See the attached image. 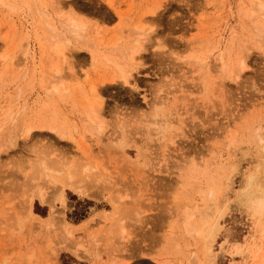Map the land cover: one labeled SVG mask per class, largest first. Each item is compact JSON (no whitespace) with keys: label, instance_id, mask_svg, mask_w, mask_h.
I'll return each instance as SVG.
<instances>
[{"label":"rangeland","instance_id":"1","mask_svg":"<svg viewBox=\"0 0 264 264\" xmlns=\"http://www.w3.org/2000/svg\"><path fill=\"white\" fill-rule=\"evenodd\" d=\"M251 1L0 0V264H259L264 42ZM38 7L57 26L76 20L77 43L89 42L58 30L74 48L65 64L47 56L57 75L40 58L50 32ZM137 40L128 84L111 79L105 60ZM69 177L101 199L60 190ZM36 189L56 210L63 195V221L78 227L51 226L36 198L30 215Z\"/></svg>","mask_w":264,"mask_h":264},{"label":"bare ground","instance_id":"2","mask_svg":"<svg viewBox=\"0 0 264 264\" xmlns=\"http://www.w3.org/2000/svg\"><path fill=\"white\" fill-rule=\"evenodd\" d=\"M23 3H25V2H23ZM2 4V3H1ZM12 8V7H11ZM10 8V9H11ZM37 12V15L40 17L39 19L41 20H39L40 21V23L42 22V24H43V26H44V30H45V32L47 31L49 34H48V36H45L46 38H43L44 40H46L44 43L43 42H41L42 43V53H41V57L40 58H42L41 60H43V62L44 61H46V59H47V61L45 62V63H47L48 65H49V61L51 60L52 61V56H53V58L56 60V59H58L59 60V62H64L63 64H65V61H64V59H67V57L65 58V55L63 54V52H69V50H65V49H68L69 47L68 46H71V43L69 44L68 42L70 41V39L71 38H69L68 36H67V38H65L66 36H63L62 37V35H59L58 33H60V32H58V30L60 29V31H67V33L66 32H64V33H66L67 35L69 34H72V35H70V37L72 36V39H73V42H76V44H78V43H83V45H84V43H85V46H86V42L87 41H85V40H83L84 38H81V40L77 43V41L79 40V38L78 37H80V35H81V32L84 30L83 29V25H81V28H80V26H79V24L77 25V23L75 22L76 20H74V19H67V21H66V23L64 22V23H60L59 24V26H57L56 24H54V21H52L51 20V17H45V15H47V13L45 14L44 13V11H41V8L40 7H38V9L36 10ZM249 14H250V16H251V18H252V20H253V22H256L257 23V27H256V30H255V32H257V34L256 35H258L259 34V37H260V39L264 42V0H253V1H251L250 2V7H249ZM248 18H250L249 16H248ZM44 20V21H43ZM259 23V24H258ZM260 23H262V25L260 24ZM42 26V25H41ZM83 29V30H82ZM82 30V31H81ZM84 32V31H83ZM82 32V33H83ZM24 36H26V35H24ZM48 37V38H47ZM258 37V36H257ZM23 38V37H22ZM22 38H20V40L22 41V40H24V38L22 39ZM4 39V38H3ZM14 39V38H13ZM27 39V38H26ZM43 39H41V41L43 40ZM71 39V40H72ZM11 40V39H10ZM77 40V41H76ZM12 41H14V40H12ZM11 41V42H12ZM50 41V46H49V44H48V42ZM83 41H85V42H83ZM18 42H20L19 40H18ZM19 45H21V42L20 43H18ZM18 44H16V46L18 45ZM47 44H48V46H49V48L47 47ZM73 44V43H72ZM87 44L89 45V42H87ZM141 44V42L140 41H135V42H132L131 43V45L130 46H128V47H125V48H120V49H118V50H114L115 51V53L116 54H118V55H120V58H121V60H117L116 58H114L113 59V61H112V58H110V59H107V60H105L107 63H109V65H111V64H113L114 66H117V68H113V69H116V72L114 71V74L112 75V77H111V79H119V80H121V82L122 83H125V84H128V76H127V74H128V70L126 69V63H128V64H130L131 66H134L135 65V54L137 53V52H139L140 50H141V46L142 45H140ZM18 45V46H19ZM23 45V44H22ZM74 45V44H73ZM78 45H80V46H82V44H78ZM17 46V47H18ZM75 46V45H74ZM21 47V46H20ZM67 47V48H66ZM71 47H73V46H71ZM71 47H70V55H71V51H72V49L74 48H72L71 49ZM206 51L204 52L203 51V53H201V54H198V55H194V54H197V53H193V61L196 63V64H198L197 66H199L200 68L199 69H201V67H202V65H203V62L205 61V54H206V52H207V48L205 49ZM95 51V49H93V52ZM75 52V51H74ZM200 53V52H199ZM50 54H52L51 55V57L48 59L47 58V56H50ZM54 54V55H53ZM71 56H74V55H71ZM219 58H218V63L220 64V67H221V69L225 72V73H230L231 74V69L229 70V68H228V66H227V63L225 62V53L222 55V53H220L219 55ZM64 58V59H63ZM60 59H61V61H60ZM191 59V58H190ZM54 60V61H55ZM63 60V61H62ZM124 61H125V63H124ZM49 62V63H48ZM40 63H42V61H40ZM200 63V64H199ZM238 64V67L235 69V70H237L238 68V70H237V74H239L241 71H243L246 67H245V61L244 60H242V59H240L239 60V62L237 63ZM50 65H52V66H50ZM50 65L49 66H47V67H50V68H52L53 67V69H55V66L57 67V62H52V63H50ZM205 65V64H204ZM58 68V67H57ZM61 69H62V67H61ZM202 69H204V68H202ZM234 69V68H233ZM235 70H234V72H235ZM49 71V70H48ZM51 71V70H50ZM49 71V72H50ZM54 71V70H53ZM58 71V72H57ZM60 71L61 70H59V68H58V70L57 69H55V71L53 72V74L55 73V72H57V74H59L60 73ZM208 71H209V69H208ZM239 71V72H238ZM216 73H217V69H216V71H215ZM42 73V72H41ZM44 74V73H43ZM56 74V73H55ZM54 74V75H55ZM56 74V75H57ZM230 74H228V75H230ZM235 74H236V72H235ZM231 77L232 76H228V78H230L231 79ZM61 86V84H55V85H53L52 84V86H51V90H56V89H58V87H60ZM99 91V90H98ZM64 92H66V90L64 89ZM99 93L97 92V90L96 89H94V88H92V96L90 97L91 99H90V101L92 102L91 103V109L93 110L92 112V114L94 115V112H96L95 114L97 115H95L96 116V118L98 117V110L100 109H96V107L97 106H100V104H101V101H100V97H99V95H98ZM97 100L100 102H97ZM90 107H89V109H90ZM101 107V106H100ZM93 108H95V110L93 109ZM18 112V111H17ZM15 114V113H14ZM16 115V114H15ZM10 115H8V117H9ZM10 117H12V115L10 116ZM53 130H54V128L53 127H51ZM31 129V128H30ZM30 129L27 131V132H25V133H27V134H29V132H30ZM51 129V130H52ZM52 130V131H53ZM55 131H56V129H55ZM56 134H57V131H56ZM58 134H59V136L61 135V136H63V132H59L58 131ZM260 141H262L261 139H260ZM39 166H41L40 168H42V169H44V171H45V169H47V165L46 164H42V165H40L39 164ZM83 167V166H82ZM85 167V166H84ZM88 168L89 167H86V168H83V169H81V171H80V176H82L85 180H87L88 181V176L87 175H90V173H89V170H88ZM42 172V171H41ZM84 181V180H83ZM84 182H86V181H84ZM84 182H82V181H79V180H77V179H74L73 177H69V178H67V179H64V180H62L61 181V183L59 184V186H60V190L61 189H63L64 190V188H66V189H68V190H70V191H72L73 193H75L76 195H78V196H80V197H85V198H87V199H90V200H99V199H101L100 197H99V194L97 193V192H95L90 186H88V185H86ZM87 183V182H86ZM88 184V183H87ZM261 186L263 187V189H264V174H263V183L261 184ZM37 190V189H36ZM41 189H39V191L37 190V192H35L34 194L35 195H32L29 199H28V201L26 202L27 203V210H28V213L30 214L31 213V206H32V199H34V198H36L40 203H42V204H48L49 203V205H50V212H49V215H48V219L47 220H50L51 222H49V224L52 226V225H55V228H56V226L58 227H60V226H62L63 228H70L71 229V231H73L72 229H74V228H77L78 227V225H75V226H73V225H71V224H68L65 220L63 221V216H64V212L66 211V210H68V208H69V203H67L68 201L64 198V196L62 195L61 196V199H60V202H61V206H60V208H59V210H56L55 209V207H53V205H52V201H51V199H49V197H47L46 195V192L42 189L41 191H40ZM45 192V193H44ZM46 194V195H45ZM264 195V194H263ZM215 199V198H214ZM214 199H213V203H215L214 202ZM216 200V199H215ZM67 201V202H66ZM251 207H252V209H253V211H254V214H256V216H258V225L260 226V228H261V230L264 232V198L263 199H261V200H253V201H251ZM58 209V208H57ZM30 215H32V213L30 214ZM36 219H37V217H36ZM89 219V218H88ZM37 220H39L38 221V223L39 224H42V221H41V219L40 218H38ZM91 220H92V222H93V219H90V221L89 222H91ZM80 223V222H79ZM86 223H88V222H86ZM86 223H85V225H86ZM89 224V223H88ZM191 224V223H190ZM83 225V224H82ZM192 225V224H191ZM87 227V226H86ZM190 227V226H189ZM51 228V227H50ZM208 228H214V226L211 224V223H208ZM53 229H54V227H53ZM190 231H191V229H189ZM195 231V230H194ZM196 232V231H195ZM194 232V233H195ZM197 232H198V229H197ZM192 233H193V231H192ZM199 233H200V230H199ZM194 235V234H193ZM196 235V234H195ZM264 236V235H263ZM65 246V244L63 245V247ZM243 246V245H242ZM66 248H71V250H72V252L74 253V254H79V250H77L76 248H73V247H71V246H67V247H65V249ZM260 248V247H259ZM257 249V251L258 252H256V253H261L262 255L260 256V261L258 260V262H259V264H264V249L262 250V252L260 251L261 249ZM68 251H70V250H68ZM251 251V250H250ZM252 252V251H251ZM254 253V252H253ZM254 256H255V253H254ZM253 258V257H252ZM194 260V259H193ZM195 261V260H194ZM249 261H251V260H249ZM255 261V260H254ZM196 262V261H195ZM238 263V262H237ZM257 263V262H256ZM192 264H196V263H192ZM201 264H205V263H201ZM235 264V263H234Z\"/></svg>","mask_w":264,"mask_h":264}]
</instances>
